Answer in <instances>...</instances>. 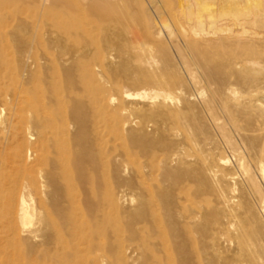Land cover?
Wrapping results in <instances>:
<instances>
[{
    "label": "bare ground",
    "instance_id": "1",
    "mask_svg": "<svg viewBox=\"0 0 264 264\" xmlns=\"http://www.w3.org/2000/svg\"><path fill=\"white\" fill-rule=\"evenodd\" d=\"M39 2L49 12L31 24L22 56L34 71L19 88H11L20 79L7 49L13 19H0V98L11 89L19 97L17 112L0 108V134L11 140L0 164V264H264V32L248 28L264 19L223 22L215 11L205 18L189 0L168 4L169 20L146 28L156 41L162 27L182 41L217 83L223 117L214 103L206 106L219 146L184 87L175 94L116 84L123 96L113 109L105 87L94 95L81 90L88 72L104 81L88 52L94 48V61L108 66L114 52L93 42L40 54L38 45L45 37L65 43L85 34L91 17L108 10L98 0ZM151 46L139 54L143 64L158 56ZM234 76L255 88H238ZM174 162L182 167L164 204L147 181Z\"/></svg>",
    "mask_w": 264,
    "mask_h": 264
},
{
    "label": "rangeland",
    "instance_id": "2",
    "mask_svg": "<svg viewBox=\"0 0 264 264\" xmlns=\"http://www.w3.org/2000/svg\"><path fill=\"white\" fill-rule=\"evenodd\" d=\"M98 1L101 6L103 5L107 8L108 15L106 17H91L92 19H90L92 23L88 27V32L85 34H79L70 41H65V43L51 41L45 37L41 40L42 43L38 45V53L42 54L45 51L50 53L70 52L78 51L86 47L90 49L92 48V43L97 42L106 49L104 54H107V52H114L116 59L114 63H109V66L107 65L108 63L100 65L98 61H94L96 51L92 48V50L88 52L87 60L92 61L93 65H97V68L95 66L94 69L96 72H98L97 69L101 71L104 81L95 80L92 77V72H88L79 81V88L81 90H89V93L94 95L97 93L99 87H105L106 92L102 95L104 102H107L111 96L112 98L114 97V102L110 104V108L113 109L118 106L123 96L120 91L118 92V90L115 89L116 84L126 86L133 91H138L141 87L150 86L155 88H165L170 91L172 90L171 92H174L175 94L177 88L184 87V93L192 102L194 113L200 117L206 128H211L212 135L216 142L219 146L222 145V139L212 125L208 107L206 106V103H214L217 107V116L223 117V111L220 110L216 100L217 83L210 80L205 70L195 62L194 55L187 45L180 40L172 41L167 37V31L165 28H161L162 33L159 41H156L153 38L151 39V37L145 35L148 26H151L154 23L160 24L169 20L170 16L166 9L168 4L172 3V6L177 8L180 3L181 5H183V3L184 5H187L185 3H188L189 0H185V2L184 0ZM196 1L199 5L201 4L194 9L196 15L201 13V16L203 15L205 18L209 17V15L215 11L219 17L222 18L223 22H227V20L228 22H234L237 18L243 20L244 18H250L252 16H258L260 20L264 19V0H209V3L207 4L205 2H208V0ZM230 5H232V7ZM216 9L218 10L216 11ZM238 10H240L241 13ZM48 12L49 9L41 6L39 0H0V19L1 17L12 18V24L14 25V31L11 30L8 37L9 41L7 49L12 56L10 66L14 70L15 77H17L18 81L20 79V82L13 85L11 88L21 87L27 78L29 80L31 72L34 71V68H31L30 66L29 60L22 56L24 42L32 36L33 32L31 30V24L35 20H39L40 17L48 14ZM208 12L210 13L208 14ZM86 13H88L87 10ZM248 28H250L249 30L251 31L260 32V30H262L261 32H264L263 24H249ZM150 30L151 32L154 31L151 27ZM148 44H151L152 46ZM61 46L63 48H61ZM150 46L151 48L156 47L154 49L158 50V52L155 53L158 54L156 57L157 59L154 57L156 55L152 58L148 57L147 61L143 64L140 60L139 54L144 53V49L150 48ZM120 48L124 50L122 55L119 53ZM153 58L154 60H152ZM158 59H160L161 62L164 61V63H159L160 66L158 64ZM148 60H150V63ZM23 61L25 62L23 63ZM151 61H153V63H151ZM154 63L157 64L154 65ZM127 67L129 68L127 69ZM190 73L195 77L197 84L191 81ZM237 76H234L231 82L237 84L238 88H243L247 91L255 88L254 85L243 84ZM259 77L262 80L260 86L264 87V72H262ZM170 78H172V80H170ZM154 79L160 80V84L154 82ZM28 87H30L29 82ZM11 91H3V96L0 98V108H8V105H12L13 113H15L18 110L19 97ZM200 92L203 94L202 97H200ZM191 95H194L196 98ZM142 103L143 102L140 101V105ZM10 141L8 135L5 137L0 134V147L2 148L0 149V164L1 159L2 161H5L9 157L10 150L8 148ZM218 153L223 154V149L220 148ZM174 163H172L169 169L164 171L163 175L161 174L157 178L147 181L151 185L153 196H155L159 202L164 204H168L169 201H172L171 199H173L174 171L182 167V165L176 162ZM130 176L131 175H126L125 177L129 179ZM135 193H140L139 189L136 190ZM164 194L166 196H164Z\"/></svg>",
    "mask_w": 264,
    "mask_h": 264
}]
</instances>
